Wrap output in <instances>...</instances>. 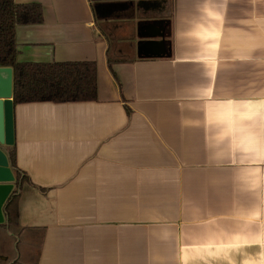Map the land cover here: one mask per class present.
<instances>
[{"label": "crops", "instance_id": "obj_1", "mask_svg": "<svg viewBox=\"0 0 264 264\" xmlns=\"http://www.w3.org/2000/svg\"><path fill=\"white\" fill-rule=\"evenodd\" d=\"M15 2L17 61H94L97 93L12 102L0 264H264V0Z\"/></svg>", "mask_w": 264, "mask_h": 264}, {"label": "trees", "instance_id": "obj_2", "mask_svg": "<svg viewBox=\"0 0 264 264\" xmlns=\"http://www.w3.org/2000/svg\"><path fill=\"white\" fill-rule=\"evenodd\" d=\"M101 8V4L94 6L95 12ZM42 21V8L39 4H19L15 0H0V66H10L13 69V104L94 99L97 93V70L94 61L42 63L17 61V26ZM9 158L15 170L14 184L19 188L25 176L16 168L14 147L9 152ZM17 201V190H13L3 207L7 218L6 224L3 225L8 226L11 231L17 227ZM17 234L18 232L14 231V235Z\"/></svg>", "mask_w": 264, "mask_h": 264}, {"label": "water", "instance_id": "obj_3", "mask_svg": "<svg viewBox=\"0 0 264 264\" xmlns=\"http://www.w3.org/2000/svg\"><path fill=\"white\" fill-rule=\"evenodd\" d=\"M12 92L13 69L0 66V223L4 220L3 207L12 192L14 179L1 149V146H9L13 142Z\"/></svg>", "mask_w": 264, "mask_h": 264}, {"label": "rangeland", "instance_id": "obj_4", "mask_svg": "<svg viewBox=\"0 0 264 264\" xmlns=\"http://www.w3.org/2000/svg\"><path fill=\"white\" fill-rule=\"evenodd\" d=\"M17 238H15L16 240ZM14 240V238H12V241ZM3 246L2 248V253H4L7 257H8V264H12L15 260H17L18 258V252L16 248L12 249V242L8 240V242L4 241L2 242ZM21 260H18L19 264Z\"/></svg>", "mask_w": 264, "mask_h": 264}]
</instances>
